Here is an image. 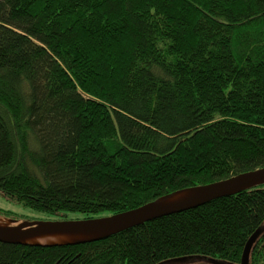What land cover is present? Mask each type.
<instances>
[{"label": "trees", "instance_id": "obj_1", "mask_svg": "<svg viewBox=\"0 0 264 264\" xmlns=\"http://www.w3.org/2000/svg\"><path fill=\"white\" fill-rule=\"evenodd\" d=\"M263 166L264 0H0L8 200L99 217ZM263 223L260 185L91 242H0V264H240Z\"/></svg>", "mask_w": 264, "mask_h": 264}, {"label": "water", "instance_id": "obj_2", "mask_svg": "<svg viewBox=\"0 0 264 264\" xmlns=\"http://www.w3.org/2000/svg\"><path fill=\"white\" fill-rule=\"evenodd\" d=\"M260 185H264V166L263 168L252 169V171L241 172L228 178L219 179V181L209 182V184L177 189L159 196L155 200L145 202L139 207L119 213L100 215L99 217L21 221L20 218L0 214V242L35 246L91 242L109 237L146 221L166 216V214L198 207L222 196H231ZM263 233L264 226L256 230L247 240L240 264H249L251 251ZM47 237H52L54 240H41ZM207 258L209 257L190 255L189 257H179L159 264H190L191 262L201 261L207 263L208 261L204 260ZM211 261L217 264H227V262H221L213 257Z\"/></svg>", "mask_w": 264, "mask_h": 264}, {"label": "rangeland", "instance_id": "obj_3", "mask_svg": "<svg viewBox=\"0 0 264 264\" xmlns=\"http://www.w3.org/2000/svg\"><path fill=\"white\" fill-rule=\"evenodd\" d=\"M8 211L12 213V215L17 216V218H20V220H29V221H35V220H46V219H56L55 216L49 214L48 212H43L36 209H31L28 206L24 204L16 203L15 201L8 200L2 192H0V212L2 211ZM105 215V214H101ZM84 213L82 212H67V218L66 219H79L83 218ZM264 224V223H263ZM205 261H208V264H217L211 261V258L204 259Z\"/></svg>", "mask_w": 264, "mask_h": 264}, {"label": "bare ground", "instance_id": "obj_4", "mask_svg": "<svg viewBox=\"0 0 264 264\" xmlns=\"http://www.w3.org/2000/svg\"><path fill=\"white\" fill-rule=\"evenodd\" d=\"M42 241H47V240H54V238H52V237H47V238H43V239H41Z\"/></svg>", "mask_w": 264, "mask_h": 264}]
</instances>
